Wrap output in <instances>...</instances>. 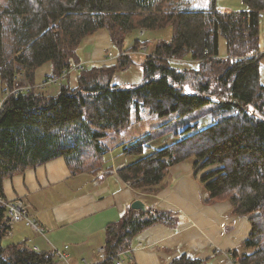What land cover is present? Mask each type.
Here are the masks:
<instances>
[{"label": "trees", "instance_id": "obj_1", "mask_svg": "<svg viewBox=\"0 0 264 264\" xmlns=\"http://www.w3.org/2000/svg\"><path fill=\"white\" fill-rule=\"evenodd\" d=\"M0 0V78L7 88L30 82L38 67L50 63L53 73L81 61L85 40L108 33L117 57L113 63H92L66 80L57 94L32 89L4 100L0 111V196L5 178L63 157L72 173L97 172L109 148L101 140L130 122L132 108L147 107L159 115L176 113L161 126L122 148L140 156L117 170L119 177L143 193H156L174 164L190 160L195 172L209 165L200 181L205 202L228 200L232 213L248 216L250 230L233 251L238 264H264V84L260 80L259 20L264 0H242L245 9L221 11L217 0ZM169 27V40L157 39L142 61L144 80L131 86L111 83L117 69H126L130 53L146 46L138 31ZM134 38L124 46L129 34ZM226 54L218 55V37ZM155 39V38H154ZM187 56L192 67H173ZM22 71L23 80L16 74ZM208 114L211 123L198 129ZM175 132L172 144L143 154L146 142ZM142 155V156H141ZM176 227L170 210L127 207L104 227V260L114 264L132 240L154 224ZM10 225L0 203V264H60L54 250H36L19 243L3 245ZM127 264H134L130 260ZM169 264H208L180 253Z\"/></svg>", "mask_w": 264, "mask_h": 264}, {"label": "crops", "instance_id": "obj_2", "mask_svg": "<svg viewBox=\"0 0 264 264\" xmlns=\"http://www.w3.org/2000/svg\"><path fill=\"white\" fill-rule=\"evenodd\" d=\"M112 49L108 33L99 31L85 40L81 61L113 63L103 57L104 51L113 53ZM225 54L226 43L220 36L218 55ZM181 61L195 63L191 56ZM51 71L50 63L38 67L34 82H40ZM134 160L108 156L97 172L72 173L65 159L58 157L5 178L3 197H22L43 228L38 232L17 222L10 225L5 237L9 243L37 246L39 250H61L71 264L96 263L105 225L117 221L133 200L140 199L147 207L170 210L178 223L176 227L154 224L135 236L130 253L134 264H169L183 252L208 264H230L227 255L232 257L239 249L250 223L248 216L232 213L228 200L205 202L207 191L199 178L208 170L196 173L190 160L180 161L170 167L157 192L148 194L134 190L118 175L119 168Z\"/></svg>", "mask_w": 264, "mask_h": 264}, {"label": "rangeland", "instance_id": "obj_3", "mask_svg": "<svg viewBox=\"0 0 264 264\" xmlns=\"http://www.w3.org/2000/svg\"><path fill=\"white\" fill-rule=\"evenodd\" d=\"M2 2V1H1ZM4 5L7 4V0L2 2ZM217 9L221 11H236L242 10L246 8V5L242 0H217L216 3ZM135 32L128 35L125 42V47L130 45L132 39L134 38ZM171 36V30L169 27L158 30L152 33H146L144 36H141V40H147L146 52L147 54L153 50V44L157 39L169 40ZM157 37V38H153ZM259 50L261 52L264 51V12L261 13L259 20ZM116 48H113V53H116ZM104 53H106L104 51ZM131 63L126 69H117L115 70L111 83L116 84L118 86H131L137 85L143 82L144 74L142 69V61L145 57V52L142 49H138L136 51H132L130 54ZM106 55H103L105 58ZM81 58H84L81 51ZM185 59H190V56L185 57ZM171 65L173 67H192L195 63L189 61H181L179 59L171 60ZM45 77V76H44ZM43 77V78H44ZM41 79L40 81H42ZM260 80L264 84V55L261 56L260 59ZM75 83V79H72L69 83L73 86ZM60 89V85L57 83H48L46 86L38 89L39 92L50 96L58 93ZM6 90V85L1 81L0 78V96H3V92ZM176 116V113H169L167 115H159L151 112L147 107L140 106L139 110L136 111L135 108H132L130 114V122L126 127H123L119 132H108L107 136L101 140V142L106 145L110 150L107 153V156L122 157L126 159H137L140 156H129L124 155L122 153V148L127 146L129 143H133L138 141L140 138L145 136L146 134L151 133L154 128L163 125L167 121L173 119ZM211 123V118L208 114L203 115L201 119L198 121V129L207 126ZM181 136L176 134L175 132H170L168 134L162 135L160 137L154 138L148 142H146L143 146V154L146 155L154 150H158L164 148L174 141L178 140ZM141 155V156H142ZM217 167V165H209L205 167L206 170H211ZM151 207V206H150ZM37 233V232H36ZM40 234V233H37ZM3 245L9 243L8 236L4 237L2 240ZM59 263L62 262L59 260ZM93 264V263H92ZM233 264H238L237 262Z\"/></svg>", "mask_w": 264, "mask_h": 264}, {"label": "built area", "instance_id": "obj_4", "mask_svg": "<svg viewBox=\"0 0 264 264\" xmlns=\"http://www.w3.org/2000/svg\"><path fill=\"white\" fill-rule=\"evenodd\" d=\"M145 31L142 29L137 32V35L139 37L144 36ZM139 49H142L145 54L146 47L144 45H141ZM264 54V51L261 52L259 49H256L252 52V55H261ZM120 55V53L114 55L110 51L106 52V59L111 62H115L117 57ZM181 60V59H180ZM92 63L90 61H80L78 63L72 64L67 68L62 69V71L59 74L50 72L47 74L42 81L35 82L34 84L30 82H25L24 84L15 85L13 88H7L3 92V96H0V111L3 109L4 106V100L8 97H18L19 95L26 94L30 92L32 89H40L44 86H46L48 83H57L61 85L66 80L69 81L70 78L75 79V75L85 69L90 67ZM16 78L18 80H23V73L22 71H18L16 74ZM0 203H2L6 208V216H7V224L11 225L13 223L22 222L25 226L30 227L31 229L42 232L43 228L40 226L38 220L34 218L28 211V203L22 198V197H15L12 199H6L2 196H0ZM6 234H9V229ZM67 248V245L64 246ZM133 246L129 248V250H125L116 256H114L113 261L114 264H127L130 260H132L131 257V249ZM33 249L39 250L37 246H34ZM104 247L99 248L98 253V260L96 263L104 260V253H103ZM55 254L62 262V264H71L67 260V254L63 253L61 250L54 249ZM231 254L227 255V262L230 264H233L237 262V260L232 256ZM93 263V264H96ZM84 264H92V263H84Z\"/></svg>", "mask_w": 264, "mask_h": 264}, {"label": "water", "instance_id": "obj_5", "mask_svg": "<svg viewBox=\"0 0 264 264\" xmlns=\"http://www.w3.org/2000/svg\"><path fill=\"white\" fill-rule=\"evenodd\" d=\"M130 207L133 209L141 210L143 212H145L147 210L146 204L140 199L133 200L130 204Z\"/></svg>", "mask_w": 264, "mask_h": 264}]
</instances>
